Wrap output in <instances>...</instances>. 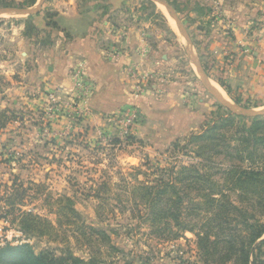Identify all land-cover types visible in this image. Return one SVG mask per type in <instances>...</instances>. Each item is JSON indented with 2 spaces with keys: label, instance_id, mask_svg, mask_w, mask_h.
Returning a JSON list of instances; mask_svg holds the SVG:
<instances>
[{
  "label": "rangeland",
  "instance_id": "rangeland-1",
  "mask_svg": "<svg viewBox=\"0 0 264 264\" xmlns=\"http://www.w3.org/2000/svg\"><path fill=\"white\" fill-rule=\"evenodd\" d=\"M26 1L0 0V250L28 244L35 254L55 258L214 264L201 254L199 232L175 236L139 219L146 213L143 186L172 170L182 177L184 167L196 169L189 174L197 183L185 191L194 202L205 203L209 190L216 193L212 198L250 212L258 197L256 218L264 224V191L261 197L259 188L232 190L227 176L235 167L264 175V130L258 146L243 144L240 127H251L256 117L229 107L264 112V94L244 98L214 77L216 58H229L232 65L264 47V0H164L167 7L151 0ZM9 8L34 11L1 13ZM242 27L247 41L227 52L226 43L238 37L234 29ZM86 39L96 50L125 58L128 75L139 76L136 96L154 92L163 98L173 90L184 101H131L107 112L100 101H90L96 85L84 73L80 54L71 67L70 90L46 80L31 91L33 72L49 75L55 51L63 55ZM229 113L237 124L217 132L225 136L224 149L215 140L189 143L190 135L220 125ZM250 153L260 159L243 160ZM190 207L186 220L199 215L197 222L205 225L211 217L201 210L205 205Z\"/></svg>",
  "mask_w": 264,
  "mask_h": 264
},
{
  "label": "trees",
  "instance_id": "trees-1",
  "mask_svg": "<svg viewBox=\"0 0 264 264\" xmlns=\"http://www.w3.org/2000/svg\"><path fill=\"white\" fill-rule=\"evenodd\" d=\"M37 0L26 1L25 5L34 6ZM6 6H12L7 2ZM230 114V113H229ZM236 116L230 114L228 117L219 119L220 125H213L200 135H190L189 143L213 141L219 142L217 146L224 149L221 144L225 136L217 133L221 127L232 129L237 123ZM262 116L253 119L251 127L243 125L240 127V138L243 144H252L258 146L262 143L260 132L264 130V120ZM217 120L215 121V123ZM245 126V127H244ZM260 134V135H259ZM224 136V137H223ZM218 138V140H216ZM178 147V145H176ZM203 151L204 147H200ZM243 154V152H242ZM250 156V158H249ZM255 153H250L248 161L257 162ZM244 162V161H243ZM196 169L184 167L179 173L181 176H174L176 173L172 170L168 178H157L155 184L143 186L141 203L145 206V215L140 216L141 221H151L156 226H163L162 231H169L170 234L178 236L184 232H199L198 245L201 248V254L208 256L207 262L214 264H264V224L256 218V209L261 206L262 200L254 198L252 211L239 209L233 206L229 201L221 198L220 200L212 198V191L204 195L205 203L198 204L192 197L185 193L186 189L196 185V177L191 175ZM177 175V174H176ZM227 176L231 177L232 190L245 193H256L259 188L260 196L264 191V175L262 172L246 171L241 167L232 168ZM180 185V187L178 186ZM214 183L210 188L216 187ZM206 190V189H205ZM222 193V191H220ZM186 198H189L186 201ZM201 206L202 211L211 214L206 224L200 225L197 222L199 215H194L189 221L186 220L187 211L190 206ZM138 219V220H139ZM172 228V229H171ZM176 231H174V229ZM215 229V231H214ZM90 231L99 235L104 243L110 242V238L102 231L90 228ZM174 232V233H173ZM114 249L113 246H111ZM203 255V256H204ZM205 256V257H206ZM0 264H114L113 261L107 262L97 257H91L89 260L77 258L74 256L68 258H55L45 254H35L32 247L28 244L18 247L8 246L0 250Z\"/></svg>",
  "mask_w": 264,
  "mask_h": 264
},
{
  "label": "crops",
  "instance_id": "crops-1",
  "mask_svg": "<svg viewBox=\"0 0 264 264\" xmlns=\"http://www.w3.org/2000/svg\"><path fill=\"white\" fill-rule=\"evenodd\" d=\"M243 18L242 16L239 17ZM243 20V19H241ZM246 22V21H244ZM239 23L240 25H245L250 23ZM238 24V23H237ZM236 27V23H233ZM244 27L233 28L237 32L236 41L230 43L227 42L228 48L226 51L229 53L234 50L237 51L240 44L247 41L246 35L244 34ZM242 32V33H241ZM81 45L83 49L74 50V46ZM94 42L91 39H86L81 41V43L76 42L75 44H70L67 46L66 51L61 55L57 51L54 52V64L51 67V73L42 77V69L33 72V84L34 86L31 91H35L43 82L50 80L48 86L62 88L65 90H70L73 87L71 79V67L75 65V54H80L86 60V67L84 73L95 81L96 91L92 96L90 101H100L99 104L103 106V110L107 112H112L119 108L120 106L131 102V101H184L182 97L177 95V92L173 90L166 96H156L154 92H148L142 96H136L134 91L137 86V81L132 79L128 75L126 62L124 63L123 57L120 59L115 55H112L105 50H96L93 47ZM94 48V49H92ZM221 47H219L220 49ZM224 48V47H223ZM223 48L221 52H223ZM253 58L240 56V59L234 64H229L228 60L225 58L224 61L220 57L216 58V65L219 69V74L214 75L215 79L223 78L227 85L232 91H239L242 96L248 97L249 94H264V47L257 48L254 51ZM50 68V67H48ZM217 68V70H218ZM216 72V70L214 71ZM38 85L35 87L36 83ZM36 88V89H35ZM20 101H30V99H20ZM34 101V100H33ZM202 101V100H201ZM173 121L176 120L175 113L171 115Z\"/></svg>",
  "mask_w": 264,
  "mask_h": 264
},
{
  "label": "water",
  "instance_id": "water-1",
  "mask_svg": "<svg viewBox=\"0 0 264 264\" xmlns=\"http://www.w3.org/2000/svg\"><path fill=\"white\" fill-rule=\"evenodd\" d=\"M151 1H154V2H157V3H160L164 6L167 7L166 3L164 2V0H151ZM34 10H28V9H18V8H9V9H5L3 11H1V13H13V14H23V15H30L33 13ZM205 85L211 89L212 91H215V89L210 86V84L206 83L204 81ZM230 109H235L237 111L240 112V114L246 116V117H257V116H263L264 115V112H253V111H249V110H246L244 108H241V107H234V106H229Z\"/></svg>",
  "mask_w": 264,
  "mask_h": 264
},
{
  "label": "built area",
  "instance_id": "built-area-1",
  "mask_svg": "<svg viewBox=\"0 0 264 264\" xmlns=\"http://www.w3.org/2000/svg\"><path fill=\"white\" fill-rule=\"evenodd\" d=\"M130 76H131L132 79H135V80H138V77H139L138 74L135 71H132L131 74H130ZM76 78L77 79L81 78V75L76 76ZM137 83H138L137 84L138 85V89L141 90V88L139 87L140 81H137ZM79 84H83V82L80 83V81H79ZM86 94H89V92H86Z\"/></svg>",
  "mask_w": 264,
  "mask_h": 264
}]
</instances>
